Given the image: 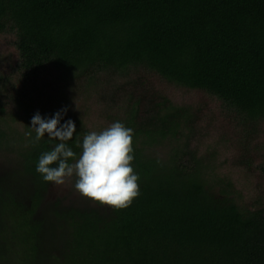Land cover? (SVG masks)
<instances>
[{
	"label": "trees",
	"instance_id": "16d2710c",
	"mask_svg": "<svg viewBox=\"0 0 264 264\" xmlns=\"http://www.w3.org/2000/svg\"><path fill=\"white\" fill-rule=\"evenodd\" d=\"M4 34L14 37L17 63L16 78L0 70V162L8 169L0 174V264H264V189L244 205L213 170V153L199 154L222 117L246 143L242 154L261 135L264 0H0ZM49 71L65 86L44 80ZM140 71L211 98L219 112L210 118L173 104L134 78ZM84 94L105 126H88L89 112L72 108ZM37 113L75 124L67 143L77 155L89 132L115 122L131 128L139 176L131 205L48 200L53 183L36 166L58 141L35 140ZM257 159L264 181V147ZM252 162L247 155L238 165Z\"/></svg>",
	"mask_w": 264,
	"mask_h": 264
},
{
	"label": "clouds",
	"instance_id": "9594fccd",
	"mask_svg": "<svg viewBox=\"0 0 264 264\" xmlns=\"http://www.w3.org/2000/svg\"><path fill=\"white\" fill-rule=\"evenodd\" d=\"M60 118V113L51 119L37 113L31 120L37 142L45 134L58 141L52 150L41 154L36 171L56 186L75 177V190L94 203L116 210L129 207L139 195V176L132 167L133 130L115 122L99 132L91 131L78 143L81 152L77 155L67 143L73 139L75 124L69 120L59 126Z\"/></svg>",
	"mask_w": 264,
	"mask_h": 264
},
{
	"label": "rangeland",
	"instance_id": "374dc122",
	"mask_svg": "<svg viewBox=\"0 0 264 264\" xmlns=\"http://www.w3.org/2000/svg\"><path fill=\"white\" fill-rule=\"evenodd\" d=\"M13 42L14 37L11 35H0V70L4 75L16 78V75L12 74L17 63ZM138 77L139 79L137 80L140 82L145 81L144 79L147 78V84L152 86L156 92L164 93L175 105H185L194 109H202V114L205 115V117L209 115L210 118L219 112L218 102H214L211 98H207V96L201 93L184 92L166 86L155 76L145 75L143 71H140L134 78ZM44 80L55 82L59 86H65L63 80L59 79L58 74L54 71H49ZM120 84L121 82L117 83V85ZM66 89L67 96H70V94H68L69 92L73 93L74 91L73 86H66ZM95 98L97 99V97ZM71 103L74 105L72 108H76V110L80 112H89L90 117L85 120L88 126L92 128L98 126L99 128L100 126L106 125L104 114L97 109L95 105L96 100L92 96H87L86 94L80 95L77 100L71 98ZM101 117L105 123L102 122ZM231 129L232 126H227L223 117L219 120H214V123L207 130L209 131V137L199 141V154L206 153L204 155H210V153H213L211 155L213 158V170L216 171L219 178L226 177L230 184L233 185L235 191L239 193L238 195L242 203L244 205H249L252 201V197L255 195H262L264 189V181L254 172L256 168L255 161L258 160L257 155L264 147V124L260 129L261 135L258 138V142L252 143L251 148L246 154L241 153L246 143H239L242 137L231 132ZM247 155L253 160L252 167L249 169L240 168L238 165L239 160H243ZM6 172H8V169L0 162V174L6 175ZM72 181L73 178L62 186L52 184L49 188L47 199L62 198L64 202L81 200L82 196L73 189ZM256 198L257 196L254 197V200Z\"/></svg>",
	"mask_w": 264,
	"mask_h": 264
}]
</instances>
